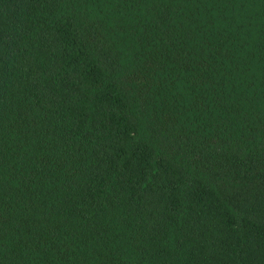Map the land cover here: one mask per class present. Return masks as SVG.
Returning a JSON list of instances; mask_svg holds the SVG:
<instances>
[{"label":"trees","instance_id":"16d2710c","mask_svg":"<svg viewBox=\"0 0 264 264\" xmlns=\"http://www.w3.org/2000/svg\"><path fill=\"white\" fill-rule=\"evenodd\" d=\"M0 264H264V0H0Z\"/></svg>","mask_w":264,"mask_h":264}]
</instances>
